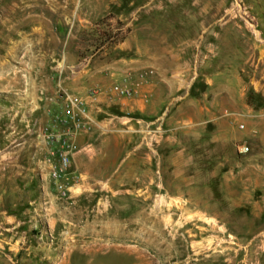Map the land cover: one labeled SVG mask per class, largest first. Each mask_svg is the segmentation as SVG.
I'll return each mask as SVG.
<instances>
[{"label": "rangeland", "instance_id": "374dc122", "mask_svg": "<svg viewBox=\"0 0 264 264\" xmlns=\"http://www.w3.org/2000/svg\"><path fill=\"white\" fill-rule=\"evenodd\" d=\"M253 43L264 0H0V264H264V57L246 76L241 59ZM204 60L211 83L162 87L150 113L141 84L87 99ZM68 127L76 149L53 178L44 130Z\"/></svg>", "mask_w": 264, "mask_h": 264}, {"label": "built area", "instance_id": "2783aa9c", "mask_svg": "<svg viewBox=\"0 0 264 264\" xmlns=\"http://www.w3.org/2000/svg\"><path fill=\"white\" fill-rule=\"evenodd\" d=\"M247 21L251 22L253 20L252 16L246 15ZM152 70H144V72L139 73L137 77L135 76V79L132 78V76L127 75L123 76L119 80H115L112 82L109 87L106 90H101L100 88H92L87 93V99L89 101H95L98 99L99 95L102 92H107L109 95L113 97H131L137 93L138 86L149 78V75L152 74ZM140 85V86H141ZM144 100H147L146 96H143ZM70 103L72 104V107H76L77 111L80 114V117L86 116L85 101L81 98H70ZM73 118V115L70 116ZM83 125V121H79L77 119L74 120L73 127H79ZM44 136L47 142H54L57 143V148L55 150V156L57 158V165L52 167L50 173L53 178H59L60 175L65 171L72 153L76 149V144L73 140V133L71 132L70 127L66 128V130L60 134H56L53 132V130H50L46 128L44 130ZM239 152L245 153L248 150V146L246 145H240L238 148Z\"/></svg>", "mask_w": 264, "mask_h": 264}, {"label": "crops", "instance_id": "0c3cea01", "mask_svg": "<svg viewBox=\"0 0 264 264\" xmlns=\"http://www.w3.org/2000/svg\"><path fill=\"white\" fill-rule=\"evenodd\" d=\"M251 47V53L242 54L241 59L243 60V75H248L245 67L247 64H251L258 67L259 61L261 57H264V44L262 43H253ZM249 49H245L244 52L246 53ZM262 54L260 55V52ZM203 64H184L177 62L176 64H167V65H159L157 76H155L154 80L146 79L142 85L140 86V91L143 96L147 97V100L141 103V106L145 107V110L149 113L153 110L150 109V105L154 102L156 98L159 97L161 93L162 87H165L168 91L179 90L182 87L187 90L189 85H191L196 80H203L204 83H211L212 80V73L209 71V61H203ZM201 65H203V70L200 69ZM242 65V64H241ZM170 72L166 74V72ZM175 75V76H173ZM241 72H239V81L241 80ZM244 81V80H242ZM151 101L149 105L147 102Z\"/></svg>", "mask_w": 264, "mask_h": 264}]
</instances>
